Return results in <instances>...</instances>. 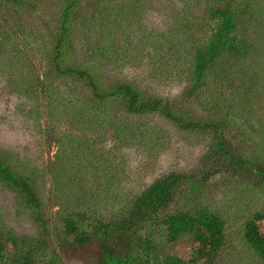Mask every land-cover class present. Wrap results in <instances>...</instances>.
Segmentation results:
<instances>
[{
	"label": "trees",
	"instance_id": "trees-1",
	"mask_svg": "<svg viewBox=\"0 0 264 264\" xmlns=\"http://www.w3.org/2000/svg\"><path fill=\"white\" fill-rule=\"evenodd\" d=\"M119 1L123 0H99L96 16L112 9L120 27L124 24L121 14L127 10L131 17H138L146 4V0ZM202 1L206 9L200 18L188 6V11L175 14L179 19L169 21L162 36V45L171 50L170 58L181 61L182 56L187 64L184 74L179 75L184 81L182 94L171 101L126 80L113 86L102 84L97 66L88 60H73V27L87 0L51 3L55 14L47 35L52 43L47 54L50 68L57 77L79 82L92 95L88 104L77 99L66 103V109L75 107L80 114L88 112L98 117L87 119L84 133L88 138L80 137L82 144L96 141L104 146L106 119L99 116L106 113L107 106L117 103L130 116L157 114L195 136L207 149L203 157L209 163L195 172H172L154 179L114 211L90 207L83 197L79 198L76 208L63 213L56 223L48 216L36 168L25 164L17 153L0 147V187L29 212L36 228L34 236L0 229V264H58L56 257L61 255L68 264H218L223 250L237 246L243 247L250 263L264 264V207L251 212L233 237L229 232L231 218L214 203L208 187V183L216 187V180L220 184L236 182L242 187L236 194L246 203L264 190V68L260 62L264 6L261 0ZM39 2L0 0V10L4 14L38 13ZM22 28L19 20L17 31L22 32ZM0 33V53L11 51V47L18 50L15 56L23 70V76L16 77L17 82L8 87L13 93L35 94L40 81L47 82L49 75L28 69L30 60L16 48L8 32L0 29ZM96 52L97 60L109 59L107 47L105 52ZM44 89L47 84L43 88L47 94ZM231 92L229 100L227 93ZM91 105L98 106L92 114L88 110ZM121 125L120 120L111 121L108 128L118 133L119 139L132 141L136 137L133 125ZM71 133L64 134L68 137ZM72 155L62 154L54 172L61 179L75 172L74 165L68 164ZM75 160L79 167L84 166L79 158ZM87 172L91 174L92 169L86 164ZM178 245L190 251V260L169 252L168 246Z\"/></svg>",
	"mask_w": 264,
	"mask_h": 264
},
{
	"label": "rangeland",
	"instance_id": "rangeland-1",
	"mask_svg": "<svg viewBox=\"0 0 264 264\" xmlns=\"http://www.w3.org/2000/svg\"><path fill=\"white\" fill-rule=\"evenodd\" d=\"M39 1L41 12L38 13L26 11L18 15L9 11L4 14L0 10V29L8 32L16 48L30 60L28 69L38 75H49L47 82L40 81L35 94L13 93L10 87L17 82L16 77L23 76L15 56L18 50L11 47V51L0 53V147L17 153L25 164L36 168L48 216L53 222L57 223L59 216L76 208L79 198L83 197L90 207L114 211L154 179L172 172H195L209 163L203 157L207 149L195 136H189L157 114L130 116L117 103L107 106L106 113L99 116L106 119L104 146L96 141L82 144L80 137L88 138L84 133L88 130L87 119L98 117L88 112L80 114L75 107L67 110L66 105L77 99L88 104L92 95L79 82L66 76L57 77L50 68L47 54L52 43L47 35L54 24L55 9L51 3L55 4L56 0ZM261 2L263 8L264 0ZM188 6L199 18L206 9L202 0H193V3L191 0H146L138 17H131L127 10L125 15L121 14L124 24L118 27L112 9L96 16L99 0H87L73 27V60L79 63L88 60L97 66L104 85L113 86L126 80L152 95L169 101L177 99L184 88L183 76L179 78V75L184 74L187 64L182 56L181 61L170 58L171 50L162 45V36L169 21L174 17L179 19L175 14L184 9L188 11ZM19 20L22 32L17 31ZM2 39L1 35L0 41ZM106 47L109 59L97 60L96 50L105 52ZM260 62L264 68V41ZM46 84L47 94L43 91ZM7 89H10L8 95ZM227 96L231 100L232 92ZM63 103L67 104L62 106ZM96 109L95 105L88 108L91 114ZM117 120L122 122L121 126L133 125L136 137L132 141L119 139L118 133L108 128L111 121ZM67 132L72 133L67 137L64 134ZM62 154L64 157L73 154L68 164L74 165L75 172L70 178L61 179L54 174ZM78 158L84 163L82 168L75 160ZM86 164L92 169L91 174L85 173ZM215 182L216 187L208 183L209 194L215 204L224 208L226 217L231 218L229 232L235 237L250 213L264 207V190L246 203L236 194L242 190L236 182L235 185ZM31 220L29 212L20 208L15 197L0 187V229L19 236H34L36 228ZM168 247L170 253L185 261L191 259L190 251L182 245ZM53 249L58 251L56 244ZM87 253L92 254V251L87 250ZM247 256L243 247L237 246L223 250L218 264H258L250 263ZM56 259L58 264H68L64 255Z\"/></svg>",
	"mask_w": 264,
	"mask_h": 264
}]
</instances>
